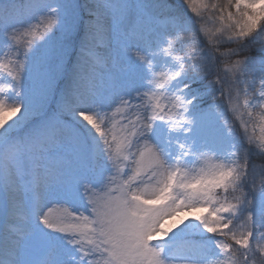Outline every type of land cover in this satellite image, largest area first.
<instances>
[{
  "label": "snow or ice",
  "instance_id": "6c2138e0",
  "mask_svg": "<svg viewBox=\"0 0 264 264\" xmlns=\"http://www.w3.org/2000/svg\"><path fill=\"white\" fill-rule=\"evenodd\" d=\"M0 264H264V0H0Z\"/></svg>",
  "mask_w": 264,
  "mask_h": 264
},
{
  "label": "rangeland",
  "instance_id": "374dc122",
  "mask_svg": "<svg viewBox=\"0 0 264 264\" xmlns=\"http://www.w3.org/2000/svg\"><path fill=\"white\" fill-rule=\"evenodd\" d=\"M198 211L200 214H203L202 210L198 209ZM195 216H196V214L193 212V210H185V211L178 213L176 216L166 220L164 222V225L166 228L167 227H173L174 225H179L181 220L188 221V220L193 219ZM182 226L183 225H181V227ZM174 230L178 231V229H174Z\"/></svg>",
  "mask_w": 264,
  "mask_h": 264
}]
</instances>
